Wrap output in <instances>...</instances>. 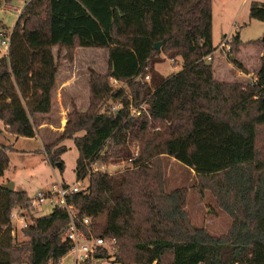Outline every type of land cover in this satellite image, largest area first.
<instances>
[{"label":"trees","instance_id":"obj_1","mask_svg":"<svg viewBox=\"0 0 264 264\" xmlns=\"http://www.w3.org/2000/svg\"><path fill=\"white\" fill-rule=\"evenodd\" d=\"M11 1L0 0V6ZM211 4L28 0L11 29L7 54L0 58V121L15 136L34 137L33 118L51 111L61 49L68 59L76 47L107 49L105 74H90L87 109L68 112L59 140L71 139L78 151L76 181L89 180L87 191L67 197L77 212L75 223L85 229L81 220L90 217L94 230L96 220L105 217L97 234L116 240L112 263L264 264V40L243 43L236 34L230 41L229 61L240 70L244 67L235 55L241 47L263 46L252 81L217 80L205 60L217 48ZM248 16L264 22V3L251 1ZM0 27L5 28L2 22ZM161 54L180 57L182 68L159 76L154 65ZM110 78L123 87H112ZM104 97L121 102L117 114L110 106L96 110ZM142 103L145 110L131 115L130 106ZM133 141L138 146L131 161L135 171L89 169L93 162L130 158ZM53 146L47 144L44 152L62 170L66 147ZM10 149L0 143V178ZM159 156L194 171L200 190L209 191L230 217L226 234L211 235L191 224L184 190L167 191L160 172L151 174ZM29 201L25 191L0 183V264H58L71 248L64 239L69 219L57 207L31 217L22 229L28 239L15 242L10 212L17 205L29 209ZM100 256L111 257L105 250Z\"/></svg>","mask_w":264,"mask_h":264},{"label":"rangeland","instance_id":"obj_2","mask_svg":"<svg viewBox=\"0 0 264 264\" xmlns=\"http://www.w3.org/2000/svg\"><path fill=\"white\" fill-rule=\"evenodd\" d=\"M28 0H12L9 4L0 6V22L5 28L0 27L1 33H8L15 24L22 8ZM251 1L263 2L264 0H212V44L217 49L212 53L211 58H205L211 62L214 76L220 81H238L246 83L253 80L263 52V46L244 45L235 57L240 60L244 69L240 70L233 65L229 58L232 57L231 49L226 39H231L238 34L243 43L262 40L264 36V22L250 19L248 16L249 4ZM223 44V45H222ZM56 48H54V53ZM72 58L64 56L65 49H61L57 58L58 71L53 91L51 111L47 114L36 115L33 118L36 134L34 137L17 136L8 133V139L0 141L11 147L8 151L9 163L0 183H13V190L25 191L29 198H34L37 192L45 191L52 183L61 182L73 184L76 181L75 163L78 151L71 139L59 140L71 109L85 111L89 105V80L90 74H105L108 68L107 49L105 48H83L76 47L72 51ZM7 54L6 47L0 42V58ZM234 56V55H233ZM161 62L154 65L159 76L166 77L176 73L182 68L180 57L169 58L161 54ZM253 73L251 77L243 74ZM73 80L74 84L63 89L61 95L57 92L60 83L65 80ZM58 86L56 87V85ZM57 88V89H56ZM61 96V98H60ZM118 101L104 97L98 102L96 110L103 112L108 106H113ZM42 123H48L51 127L39 128ZM0 125H2L0 121ZM158 125V124H157ZM158 130V126L154 128ZM79 134H82L79 133ZM54 144L53 148L65 145L66 151L60 156L63 161V169L51 165L44 152V146ZM131 156L138 153V146L135 141L129 144ZM152 175L157 172L163 177L165 188L171 191L181 188L185 193V209L189 215L192 225L204 227L208 233L215 236L226 234L231 227V219L224 212L220 211L211 193L207 190H200L199 179L194 171L178 163L174 158L159 156L152 161ZM108 165L109 174L124 172L129 168L135 171L128 159L110 161ZM88 176L84 178L83 184L88 186ZM26 209V208H25ZM30 211L29 209H26ZM49 211L47 205H42L33 211V217L46 214ZM105 217L101 216L95 222L94 232H100L104 225ZM15 242H23L28 238L22 230L15 228L13 234ZM115 249V248H114ZM113 249V253L115 250ZM25 259V256H23ZM114 260V257H111ZM72 255L67 253L60 259V264H71ZM20 264H27L26 262ZM104 264H121L109 261Z\"/></svg>","mask_w":264,"mask_h":264},{"label":"built area","instance_id":"obj_3","mask_svg":"<svg viewBox=\"0 0 264 264\" xmlns=\"http://www.w3.org/2000/svg\"><path fill=\"white\" fill-rule=\"evenodd\" d=\"M10 34L11 31L4 34L0 32V42L6 47V51L8 50L10 43ZM224 40L228 41L227 43H229V45L227 44L225 47L229 49L231 39L224 38ZM205 58L210 59L211 55H208ZM144 80H149V76H145ZM110 84L114 88L123 87V84L120 81L113 78H110ZM121 107L122 104L120 101H118L115 105L111 106L109 110L113 114H117ZM144 110V103L138 106H130V113L133 116L140 115ZM136 156L137 152L128 158V162H131ZM89 169L92 171L110 173L107 164H99L97 162L91 163ZM79 191H87V186L83 184V180L75 181L70 185L61 182H55L52 183L45 191L37 192L34 198H30V211H27L21 205H17L10 212L9 224L11 226V234L14 233L15 228H18V230L26 228L31 223V217L34 216L33 211L40 206L47 205L50 212L57 207L64 211L69 219L67 229L64 233V239L71 243V248L68 251V253L72 255L71 264H79L82 262H88L89 264L108 263L110 260H112L111 257L116 240L114 238H105L96 234L90 227L92 222L90 217H84L81 220V225L84 226L85 229L75 223V216L77 212L75 208L68 203L67 197ZM30 213L31 216H29ZM103 250H105L109 256L111 255V257L106 259L100 256L101 251ZM58 264H60V261Z\"/></svg>","mask_w":264,"mask_h":264},{"label":"crops","instance_id":"obj_4","mask_svg":"<svg viewBox=\"0 0 264 264\" xmlns=\"http://www.w3.org/2000/svg\"><path fill=\"white\" fill-rule=\"evenodd\" d=\"M243 74V73H242ZM245 77H251V75H253V73H251V74H249V73H244L243 74ZM254 76L255 75H253V78H254ZM61 85L59 86V88L57 89L58 91V93L61 95V92L63 91V89H65V88H67L68 86H71V85H73L74 84V81L73 80H65V81H63V82H61L60 83ZM58 86V84L56 85V87ZM60 98H61V96H60ZM41 115V114H40ZM2 123V122H1ZM51 127L52 125H48V123H42V124H40L39 125V128H43V127ZM52 128H53V126H52ZM7 132L5 131V126L3 125V123H2V125H0V141H3V140H6V139H8V136H7ZM13 138L14 139H17L18 137L17 136H15V135H13ZM0 143H2V142H0ZM50 211H48V213H49ZM44 214V213H43ZM47 214V213H46ZM153 264H155V263H153Z\"/></svg>","mask_w":264,"mask_h":264},{"label":"water","instance_id":"obj_5","mask_svg":"<svg viewBox=\"0 0 264 264\" xmlns=\"http://www.w3.org/2000/svg\"><path fill=\"white\" fill-rule=\"evenodd\" d=\"M262 39L264 40V36ZM159 47H160V43L155 44V49H159ZM56 166L59 168L60 164L58 163ZM3 186L10 191L13 190V183L12 182H8L6 184H3Z\"/></svg>","mask_w":264,"mask_h":264}]
</instances>
